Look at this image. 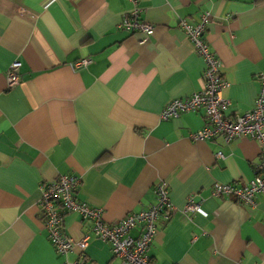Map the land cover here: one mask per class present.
Listing matches in <instances>:
<instances>
[{
    "label": "crops",
    "instance_id": "0c3cea01",
    "mask_svg": "<svg viewBox=\"0 0 264 264\" xmlns=\"http://www.w3.org/2000/svg\"><path fill=\"white\" fill-rule=\"evenodd\" d=\"M137 8L155 27L149 38L119 27ZM206 13L205 39L230 84L223 97L234 118L258 98L264 0H0V264H121L77 213L64 216L63 231L88 238L84 254L56 252L40 201L62 175L81 178L78 200L110 224L150 208L167 182L175 211L159 219L149 251L156 264H264V195L254 208L210 195L218 183L254 179L260 144L195 141L204 110L160 117L204 88L205 63L181 22ZM83 59L91 63L77 68ZM16 61L21 83L9 88ZM190 198L203 214L184 211Z\"/></svg>",
    "mask_w": 264,
    "mask_h": 264
},
{
    "label": "built area",
    "instance_id": "2783aa9c",
    "mask_svg": "<svg viewBox=\"0 0 264 264\" xmlns=\"http://www.w3.org/2000/svg\"><path fill=\"white\" fill-rule=\"evenodd\" d=\"M209 23V14L206 13L195 24L182 21L181 26L195 48V53L205 63L203 72L204 88L185 99H174L162 110V120L178 118L185 113H194L204 110L206 124L194 135L195 141H208L222 137L227 143L240 137H250L256 140L262 149L261 163L255 169L254 179L247 185L235 187L227 184H216L210 190L214 198L231 197L246 208H254L259 195H264V74L259 76L260 90L253 110L237 116L227 115L231 101L223 97V91L229 87L221 73V63L217 55L210 49L205 39L206 26ZM119 27L128 33L141 32L148 38L154 33V26L141 18V9L137 8L127 14ZM90 59H83L76 67H86ZM22 63L14 62L7 73L8 87L14 88L21 83L20 68ZM222 153L217 157H222ZM82 180L75 175H62L49 181L42 188L40 213L45 217L44 226L49 239L57 253L68 254L79 250L84 254L88 238L76 242L66 236L63 231L64 216L68 213H77L83 222L92 225V234L110 245L112 253L121 261V264H156L149 255L152 242L159 232V219L162 215L169 219L170 212L175 211L169 196V186L160 181L154 190L156 202L150 208L129 214L122 220L110 224L104 219V211L93 207L87 202L78 200L77 194ZM203 214L199 205L190 198L184 210ZM167 214V215H166ZM140 228L138 237L132 232ZM67 264H92L81 259Z\"/></svg>",
    "mask_w": 264,
    "mask_h": 264
}]
</instances>
